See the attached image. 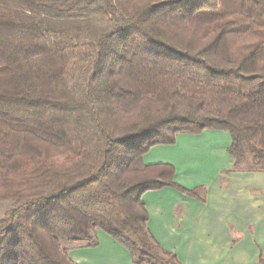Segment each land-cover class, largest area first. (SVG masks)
<instances>
[{"label":"trees","instance_id":"obj_1","mask_svg":"<svg viewBox=\"0 0 264 264\" xmlns=\"http://www.w3.org/2000/svg\"><path fill=\"white\" fill-rule=\"evenodd\" d=\"M203 130L229 134L231 171L264 172V0H0V264H75L61 242L97 229L135 264H182L141 195L204 187L142 157Z\"/></svg>","mask_w":264,"mask_h":264},{"label":"crops","instance_id":"obj_2","mask_svg":"<svg viewBox=\"0 0 264 264\" xmlns=\"http://www.w3.org/2000/svg\"><path fill=\"white\" fill-rule=\"evenodd\" d=\"M229 145L225 131L181 133L174 144L155 145L142 157L145 164L172 165L174 181L186 189L204 187L200 197L174 187L141 195L150 234L182 264H264V172L231 171ZM96 239L95 246L68 247L69 258L75 264H135L103 230H96Z\"/></svg>","mask_w":264,"mask_h":264},{"label":"rangeland","instance_id":"obj_3","mask_svg":"<svg viewBox=\"0 0 264 264\" xmlns=\"http://www.w3.org/2000/svg\"><path fill=\"white\" fill-rule=\"evenodd\" d=\"M12 206V201L7 200V201H2L0 202V218H2L5 214V212L10 209V207ZM72 245L67 244L65 242H61V247H70Z\"/></svg>","mask_w":264,"mask_h":264}]
</instances>
